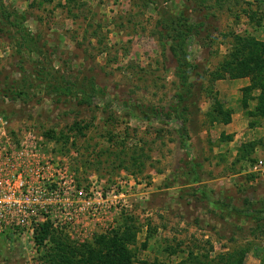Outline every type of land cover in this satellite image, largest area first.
<instances>
[{
  "label": "rangeland",
  "instance_id": "374dc122",
  "mask_svg": "<svg viewBox=\"0 0 264 264\" xmlns=\"http://www.w3.org/2000/svg\"><path fill=\"white\" fill-rule=\"evenodd\" d=\"M1 116L0 161L65 193L0 264L125 228L128 264H264V0H0Z\"/></svg>",
  "mask_w": 264,
  "mask_h": 264
},
{
  "label": "built area",
  "instance_id": "2783aa9c",
  "mask_svg": "<svg viewBox=\"0 0 264 264\" xmlns=\"http://www.w3.org/2000/svg\"><path fill=\"white\" fill-rule=\"evenodd\" d=\"M7 124L1 116L0 126ZM5 153L0 144V159ZM262 163L260 160L256 166L261 167ZM62 177L44 181L40 172L34 177L22 170L11 169L8 161H0V236H16L21 232L33 235L40 224L48 221L47 213L63 201Z\"/></svg>",
  "mask_w": 264,
  "mask_h": 264
},
{
  "label": "trees",
  "instance_id": "16d2710c",
  "mask_svg": "<svg viewBox=\"0 0 264 264\" xmlns=\"http://www.w3.org/2000/svg\"><path fill=\"white\" fill-rule=\"evenodd\" d=\"M257 60L254 64V69L262 62L258 61V57H254ZM198 181V180H195ZM127 230V231H125ZM122 233H118V230L115 231V235L112 237H105L102 239V248H98L96 251L93 249L89 251V259L92 262L97 264H128L131 259L130 250L127 246V242L131 241L134 237V234L129 232L127 228ZM48 224L43 223L35 234V238L38 241H42L43 238L47 235ZM11 237V236H8Z\"/></svg>",
  "mask_w": 264,
  "mask_h": 264
}]
</instances>
